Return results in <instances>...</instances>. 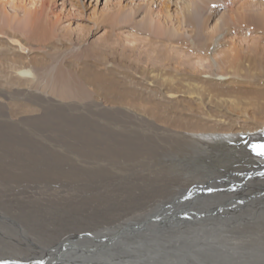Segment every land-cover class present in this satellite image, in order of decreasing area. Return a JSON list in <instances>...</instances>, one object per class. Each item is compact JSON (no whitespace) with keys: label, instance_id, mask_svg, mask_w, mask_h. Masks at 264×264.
<instances>
[{"label":"bare ground","instance_id":"obj_1","mask_svg":"<svg viewBox=\"0 0 264 264\" xmlns=\"http://www.w3.org/2000/svg\"><path fill=\"white\" fill-rule=\"evenodd\" d=\"M54 1L21 0V3L17 4L12 0L10 2L12 6L10 7L22 8L23 13H21V16L15 12L17 9L14 11L15 13L10 14V12L6 11L5 4H2L0 6V37H9V41L11 39L17 42L19 44L18 48L23 49L27 47L29 41H35L39 48L53 49L54 52H52L50 59H54L58 56L59 52V49H57L58 45L56 44L59 42L62 45L60 48H63L65 45L62 38L57 36L59 33L56 34L55 32L56 25L60 23L58 21H62V18H67L70 14L68 10H66L68 13L65 10L64 12L57 10V13L54 12ZM220 2L227 15L230 16L233 10L230 4H228L227 0H220ZM10 3L8 4L10 5ZM186 4V6H181L177 17H172L165 14V7L162 5L154 11L151 9L153 4L148 1L146 5L148 11L146 12L145 21L151 32L150 36L154 39L160 38L159 26L162 24L166 25V28L170 25V29L172 26L174 32L178 33L180 28L190 24L191 20L189 19L190 17L193 18L194 14L199 16L200 19L206 20L210 15L209 13L213 12L209 4L208 8H203L201 5L192 7L193 5L189 4H194L193 2ZM255 4H264V0L261 2L257 1ZM261 13L263 14V20L260 17L258 20L259 24H254L255 27H259L260 23L264 22V12ZM255 20L257 21V17ZM230 22L233 24V27L241 28L240 22L233 19ZM96 26L98 27V25ZM193 26L195 28L193 43L184 37H179V39L175 38L173 41L168 40L166 45L173 48L174 44L189 42L187 45L189 48L193 46L198 50L208 51L214 39L211 37V34L207 35L204 32L201 34L200 27H197V25ZM218 27L220 28L221 26L218 25ZM262 29L264 34V27ZM229 30L230 28H227V32ZM263 34L262 36H264ZM21 36L25 38L23 39ZM223 39L224 36L221 40ZM9 45L11 46V44ZM241 50L237 46V48L233 47L230 49V52H224L225 57L219 60V69L225 71L226 74L223 73L224 75L236 74L239 76L237 72H240L241 76L248 74L255 81L260 80L259 83H262L261 74H264V63L259 64V62H256L257 60L254 56L242 54ZM121 52H123V48ZM261 52L263 51L259 50V53ZM158 53L159 51L156 52V54ZM159 54L162 53L160 52ZM162 55L163 57H156L152 54H145V57H143L139 54V57L135 60L137 63H140L135 64V68H137L135 73L138 75H136V78L131 77L127 70L123 68L126 59L124 53L120 54V71L117 69L113 70L112 68H108V70L109 72L115 71L117 77L119 74V82L121 81L123 84L128 83L140 88L141 82L146 81L147 85L153 88L150 93L145 92L147 95H141V97L146 99V103L149 104L156 105L157 101H154L155 99H164L165 97L178 94L180 92L179 86L186 85L189 87L187 93L191 97L197 98L196 100L203 101L204 98H207V102H210L215 99L214 101L218 104L226 103L233 106L234 100L232 98L239 93V88L232 86L235 80L232 83L231 80H228L225 82L226 85L221 82H219V85L215 83L214 85L212 82L207 83L208 81L205 79L201 80L202 78L200 79L197 75L196 72L199 71V68L196 65H191L188 57H185L187 60L184 61L190 69L186 70L182 69L181 59L172 56L170 51ZM65 56L62 57L65 66L63 70L67 74H59L58 79L55 80L57 83L73 86L74 80L72 78L77 77L81 82L92 85L96 89L97 94L104 95L107 101L120 103L117 100L120 96H111V86L105 82L103 75L90 71V68L93 69L102 62L101 59L98 60L100 61L98 63L88 62L83 56L75 59L71 58V56L65 58ZM263 59L261 58V61ZM48 62L49 58L45 53L40 54L36 52V54L33 53V56L27 58V56L19 52V49L14 51L10 47L4 48L0 43V112L6 105L12 104L11 101L19 102L23 100L18 103L17 112L23 115L29 113V115H25L20 121L34 127L49 121L50 114L43 115V117L32 115L41 106L40 101H42V98L37 95L38 93L34 94L28 90L30 89L28 88L30 84L54 82L51 79L50 69L44 73L45 75L43 74V77L37 79L31 71L32 68H30V66L43 68L47 66ZM122 69L127 73L122 72ZM70 76L73 77L71 78ZM3 85L11 88L12 93L10 95L1 88ZM258 94L264 99L263 91L259 90ZM20 95L24 97L19 100ZM12 96L16 97L12 98ZM194 106L196 107L197 105ZM261 106L260 112L264 113V105ZM188 109H191V107H188ZM183 112L181 106L178 109V104H170V101L168 102V106L164 103L158 104L156 107L148 109L144 115L140 113L135 117V119L139 120L138 125H141V127L129 128L122 132L118 130L116 132L112 131L113 133H102V130L98 132L102 133L98 135L101 137L99 141H97L98 133L94 134L83 128L87 124L84 118L78 117L75 119L76 116H73L71 117V121H69L70 136H62L58 132L56 133L57 140L60 143L59 146H64L63 153H58L56 150L50 148L23 146L22 149L24 148V151L18 153L17 157H15L16 164L22 167V171L20 173H11L0 169V184L14 178H24L22 180H68L67 182L71 185V182L74 184L77 180H81L82 177H100L106 171V166L101 163V166L94 165L95 171H92L94 166H89L88 171L92 172L83 173L76 167L79 165L78 161L94 164H97L98 161H105L106 164L113 166L117 161L122 159L124 162H132L140 167L137 172L138 181H146H143L144 183L140 181L136 183L135 187L139 192L133 197L141 199L142 195H146L145 199L149 196L157 195L159 189L162 191L165 188V186L151 185L153 180L156 183L160 179H166V182L174 179L173 172L176 171L171 172V168H168L174 164L171 163L173 159H169V157L174 155L184 156L185 153L195 154L197 151L206 152L208 144H214V142L228 147L230 150H237L238 154L240 151L243 155L240 157L244 160V165L242 166L244 169L237 171L234 169L235 177L230 176V178L223 177L218 173L216 174V172H211V175H206L209 176L206 178L207 183L201 184L198 181L190 183L191 196L186 197L184 200L180 199L175 202L168 200V202L158 204H155V202L150 203L146 207L153 204L155 206L146 210L142 206V209L137 213L135 212L134 216L108 223L106 226H100L82 234V236H78V234L69 236L67 233H64L59 237L61 242H59L60 244L56 248H49L47 245L44 247L40 246L42 243L38 239L31 238L23 227L15 225L14 229L17 235H12L11 239L14 242L30 246V248L26 251L17 250L18 255H9V258L6 257L8 254L7 251H4L5 248H0V264H264V162L252 158L258 155L263 156V154H257V151L255 152L248 145L253 134L258 133L254 131L264 126L255 124L236 127L231 120L226 121L224 119L218 122L217 119H221L222 117H212L210 115H206L211 117L209 121L217 122L216 124L218 125H199L200 123L198 124L195 120V122H192L191 117L184 116ZM109 121L112 124L123 125V120L119 117L114 119V121L111 117ZM159 122L178 127L187 132V135L184 133L166 132L162 128L159 130L157 128L160 125ZM16 127L18 126L7 122V120L0 121V144L6 143L9 147L10 142L13 144L12 140L14 138L11 139L10 136L23 131ZM241 131L243 132L239 135L238 133ZM202 132L205 133L202 134ZM248 133L250 135H247ZM233 135L237 136L233 138ZM66 137H72V141L59 140ZM73 137L92 143L83 144L80 141V145ZM261 137L264 140V132L261 133ZM260 144L264 145L261 141ZM233 145L236 147H233ZM224 152L226 153V151ZM215 155L218 156V154ZM73 156H80L82 159L77 160ZM2 158H5V156H2ZM149 183L150 186L148 185ZM174 183L176 184L177 182L174 181ZM180 192L178 193L181 194ZM1 194L3 195V193ZM3 203L8 202L4 201ZM53 210L55 211V209ZM3 222L9 223L10 219L0 214V223ZM2 230H4L3 226H0V233L2 234H0V240L2 239L1 237L6 236H4L6 232ZM243 231H247L248 234H243ZM236 233H240V235L238 234L240 238Z\"/></svg>","mask_w":264,"mask_h":264},{"label":"rangeland","instance_id":"obj_2","mask_svg":"<svg viewBox=\"0 0 264 264\" xmlns=\"http://www.w3.org/2000/svg\"><path fill=\"white\" fill-rule=\"evenodd\" d=\"M14 1L17 4L21 3V0ZM148 1L153 4L151 9L154 11L162 5L165 7V14L171 15L172 17H177L180 13L181 6H186V3L191 2L194 3L189 4L193 5L192 7L201 5L203 8H208L209 4L213 12L209 13L210 15L206 20H202L199 16L194 14V19L192 17L189 19L191 20L190 24L180 28L178 33L174 32L172 26L170 29V25L166 28V25L162 24L159 26L160 38L154 39L150 36L151 32L145 21L146 12L148 11V7L146 6ZM257 1L261 2L262 0H227L228 4H230L233 9L230 16H228L220 0H55L54 12H64V10L66 13H68V11L70 12L67 18L64 17L61 19L62 21H58L60 22L56 25L58 29L55 28L56 34L59 33L57 36L62 38L65 42L63 48H60L62 45L59 44V42L56 44L58 45L57 49H59L57 57L50 59L52 52H54L53 49L48 50V48H39L35 41H29L30 43L27 41V47L31 48L28 50L27 47L24 49L18 48L19 44L11 39L9 41V37L7 36L0 37L2 39L0 43L4 48L10 47L14 51L19 49V52L27 56V58L33 56V53L36 54V52L40 54L45 53L49 58L47 66L43 68L30 66V68H32L31 71L37 79L43 77L45 75L44 73L50 69L51 79L54 80V82L51 83L38 82L39 84H30V87H28L30 88L28 89L30 92L34 94L38 93L37 95L42 98V101H40L41 106L38 108L37 112L32 115L43 117V115L50 114V119L47 123L44 122L38 125L39 122L37 124L38 126L35 125L36 127H34L20 121L22 117L29 115V113L23 115L17 112L18 103L23 101L20 100V98L24 97L22 95L19 96V102L11 101L12 104L6 105V107L1 110L0 121L7 120V122L17 125L18 127L16 128H20L23 131H19L10 136L11 139L14 138V140H12L13 144L10 142V147L6 145V143L0 144V169L11 173H20L22 167L19 165L17 166L15 157H17L18 153L24 151V148L22 149L23 146L50 148L56 150L58 153H63L64 146H59L60 143L57 140L56 133L58 132L62 136H70L69 121H71V117L73 116H76L75 119L78 117L84 118L87 124L83 126V128L94 134L102 130V133H113L112 131L116 132L117 130L122 132L129 128L141 127V125H138L139 120L135 119L140 113L144 115L148 109L154 108L161 103L167 104L168 106V102L170 101V104H178V109L179 106H181L182 112L186 110L183 112V115L191 117L192 122L196 121L198 124L200 123L199 125H218L216 124L217 122L214 123V121H209L211 120L210 116H218L222 117L221 119H217L218 122L224 119H226V121L231 120L236 127L255 124L264 126V113L260 112L261 105H264V99L258 94L259 90L264 92V74H261V80L263 82L259 83L260 80L255 81L251 75L247 74L246 76H241L240 72H237L239 76L236 74L224 75L226 74L225 71L219 69V60L225 57L224 52H230V49L233 47L237 48V46L239 50L242 49V54L254 56L257 60L256 62H259V64L264 63V59L261 61V58H264V36H262V27H264L262 25H264V22L260 23L259 27L254 26V24H259L258 20L260 17L263 20V14L261 12H264L262 11L264 9V4H255ZM7 2L10 3L12 0H0V6L5 4V9L7 12H10V14L17 12L18 15H22V8L10 7L12 4L10 3L9 5ZM256 17L257 21L255 20ZM232 19L240 22V29L233 27V24L230 22ZM96 25H98V27ZM193 25L200 27L201 34L203 32L207 35L211 34V37L214 39L208 51L198 50L193 46L189 48L187 46L189 42H194L195 28ZM218 25L221 27L219 28ZM227 28H230L229 32H227ZM223 36L224 39L221 40ZM21 37L23 39L25 38L24 36ZM179 37H184L189 42L174 44L175 46L173 48L166 45L168 40L173 41L175 38L179 39ZM8 43L11 44V46ZM122 48L123 52H121ZM259 50L263 52L259 53ZM157 51L162 54L170 51L172 56L181 59L182 69L186 70L190 69L186 66L184 61L187 60L185 57H188L191 65L198 66L199 71L196 72L197 75L200 79L202 78L201 80L205 79L208 81L207 83L212 82V84L215 83L219 85V82H221L226 85L225 82L228 80H231V83L235 80L232 86L239 88V93L232 98L234 100V107L226 103L218 104L214 101L215 99H211L212 101L210 102H207V98H204V100L202 99L203 101L196 100L197 98H193L187 93L189 87L186 85L179 86L180 92L178 91V94L165 97L164 99L157 98L154 100L157 101L156 105L149 104L146 103V99L141 97V95L146 96V93H150L153 88L147 85L146 81L141 82L140 88L128 83L123 84L121 81L119 82V74L117 77L115 71L109 72L108 70V68H112L113 70L117 69L120 71V54L124 53L126 59L123 68L127 70L131 77L136 78L137 74L135 71H137V68H135V64L140 63H137L135 60L139 57V54L143 57H145V54L163 57L162 54H156ZM64 55H66L65 58L71 56L73 59L83 56L88 62L99 63L100 61L98 60L101 59L102 62L99 63L97 67L94 65L95 67L93 69L90 68V71L103 75L105 82L109 83L111 86V96H120L117 99L120 103H111L107 101L104 95L97 94L95 91L96 89H94L92 85L81 82L77 77L70 76L71 78L73 77L72 79L74 80L73 86H65L57 83L55 80L58 79L59 74H67V72L63 70L65 66L62 57ZM122 72L126 71L122 69ZM1 88L9 95L12 93L11 88L6 85H3ZM118 93L119 95H117ZM15 97L16 96H12V98ZM220 98L225 100L223 97ZM236 98L239 101H237ZM194 105L197 106L195 107ZM188 107H191V109H188ZM138 108L142 111H138ZM111 117L113 121L118 117L120 119L122 118L123 125L119 126V124H112L109 121ZM237 123H239V125H237ZM159 124L160 125L157 127L159 130L162 128V130L166 132L184 133L187 135V132L178 127L170 126L162 122H159ZM263 129L264 127L254 131L258 133L253 134L250 138L248 142L249 147L253 148V145H261L260 141L264 144L263 137H261V133L264 132ZM242 132L243 131L238 134L241 135ZM102 133L97 134V141L101 138L98 135ZM204 133L205 132H202V134ZM247 135L250 134L248 133ZM234 136L235 135H233V138ZM73 138L77 143L80 141H82L83 144L92 143L85 142V140L81 138ZM59 140L72 141V137L60 138ZM222 147L224 146L214 142V144H208L206 152L197 151L195 154L185 153L184 156L174 155L169 157V159H173L171 163L174 164L168 168H171V172L174 170L176 171L173 172L174 179H171L170 182H166V179H160L157 180L156 183L153 180L151 185H160L159 187L165 186V188L162 191L159 189L157 195L149 196L145 199L144 197L146 195H142L141 199L133 197L139 192L135 185L140 181H138L137 178V172L140 167L132 162H124L122 159L117 161L113 166L106 164L105 161H98L97 164L78 161L79 168L78 166L76 167L83 173L95 171V166H101V163L106 166V171L105 174L100 177H82L81 180H77L74 184L71 182V185L67 182L68 180H22L24 178H14L5 183H1L0 214L8 217L10 222L0 223V226H3L4 229L2 231L6 232L4 233V236H6L1 237L2 241L0 240V248H5L4 251H7L8 254V256H6L7 258H9V255H18V251H26L30 248V246L14 242L11 239L12 235H17L15 234V225L21 228L23 227L31 238L33 237L35 240L38 239V241L42 243L40 246L44 247L47 245L49 248H56L57 245L60 244L59 242H61L59 237L64 233H67L69 236L74 234L82 236V234L90 232L100 226H106L108 223L117 222L121 219L134 216V214L142 209V206L143 209L146 210L155 206L156 203H164L168 202V200H172V202L180 199L184 200L186 197L191 196V189H189L190 183L194 181H198L201 184L207 183L206 178L209 176L206 175H211L213 172L226 178H230V176L235 177L234 169L236 171L244 169L242 167L244 165V160L240 157L243 155L240 151L238 154L236 152L237 150H230L228 147ZM233 147L236 146L233 145ZM224 151H226V153ZM256 153L259 154L258 152ZM213 154H218V156H214ZM2 156H5V158H2ZM75 158L77 160L82 159L80 156H75L74 159ZM252 158L264 162V154L263 156L258 155ZM78 162L76 163L78 164ZM89 166H94L92 171H88ZM173 180L177 183L175 184ZM143 181L145 182L146 180ZM143 181L140 182L144 183ZM8 185L12 187L8 188L10 187ZM148 185L150 186V183ZM1 193H3V195ZM13 194L14 196H12ZM4 201L8 203H3ZM154 202L155 204L146 207V205H150V203ZM52 209H55V211H52ZM21 223L22 225H20ZM240 233L236 234L240 235ZM246 233L248 234L247 231H243V234ZM239 235L238 237L240 238Z\"/></svg>","mask_w":264,"mask_h":264},{"label":"snow or ice","instance_id":"obj_3","mask_svg":"<svg viewBox=\"0 0 264 264\" xmlns=\"http://www.w3.org/2000/svg\"><path fill=\"white\" fill-rule=\"evenodd\" d=\"M253 149L259 154H264V145H253Z\"/></svg>","mask_w":264,"mask_h":264}]
</instances>
